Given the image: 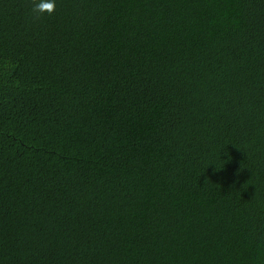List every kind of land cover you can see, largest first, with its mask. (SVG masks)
<instances>
[{
	"label": "trees",
	"instance_id": "trees-1",
	"mask_svg": "<svg viewBox=\"0 0 264 264\" xmlns=\"http://www.w3.org/2000/svg\"><path fill=\"white\" fill-rule=\"evenodd\" d=\"M0 0V264H264V0Z\"/></svg>",
	"mask_w": 264,
	"mask_h": 264
},
{
	"label": "clouds",
	"instance_id": "clouds-1",
	"mask_svg": "<svg viewBox=\"0 0 264 264\" xmlns=\"http://www.w3.org/2000/svg\"><path fill=\"white\" fill-rule=\"evenodd\" d=\"M57 0H34L33 12L52 14L56 10Z\"/></svg>",
	"mask_w": 264,
	"mask_h": 264
}]
</instances>
